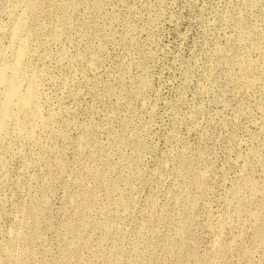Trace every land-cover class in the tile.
Wrapping results in <instances>:
<instances>
[{
	"label": "rangeland",
	"instance_id": "rangeland-1",
	"mask_svg": "<svg viewBox=\"0 0 264 264\" xmlns=\"http://www.w3.org/2000/svg\"><path fill=\"white\" fill-rule=\"evenodd\" d=\"M23 42L0 264H264V0H0Z\"/></svg>",
	"mask_w": 264,
	"mask_h": 264
},
{
	"label": "bare ground",
	"instance_id": "bare-ground-1",
	"mask_svg": "<svg viewBox=\"0 0 264 264\" xmlns=\"http://www.w3.org/2000/svg\"><path fill=\"white\" fill-rule=\"evenodd\" d=\"M25 38H27V35ZM24 40L26 41V39ZM28 51L29 50L26 43H21V46L20 48H18V52L16 53L17 55L15 63L11 65V68H9L10 74L7 75L5 72H3L4 70H2V72L0 73V86H2L4 89L3 95L5 98V100H3L0 105V130H2L6 126L5 124L7 122L13 121L17 125V130L19 131V133L25 134V131H28L27 129L25 130V124L22 123L23 120L24 123H28L25 121L30 117L35 119L39 117L38 115L40 113V107L38 105L36 88L37 84L35 85L36 82L33 79L34 74L31 75L33 78L31 77L27 81L25 80L26 82H24L23 85L21 84L22 82L20 83V79L22 78L23 65L25 63L26 57L28 56ZM22 91H24V93H22ZM16 99L19 100V103L14 102ZM16 104H18V107ZM14 106L18 108L17 111H15L16 109H14ZM24 118H26V120ZM35 119L32 120L34 121ZM29 126L30 125H28V127Z\"/></svg>",
	"mask_w": 264,
	"mask_h": 264
}]
</instances>
